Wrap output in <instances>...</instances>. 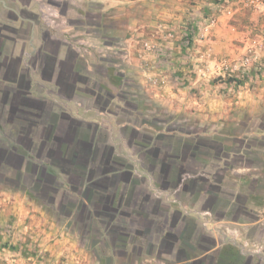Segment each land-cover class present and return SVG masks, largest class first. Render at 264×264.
<instances>
[{
    "label": "rangeland",
    "instance_id": "374dc122",
    "mask_svg": "<svg viewBox=\"0 0 264 264\" xmlns=\"http://www.w3.org/2000/svg\"><path fill=\"white\" fill-rule=\"evenodd\" d=\"M198 1L199 3L201 1L216 3L219 0H187V4L194 6ZM215 15H218L219 19L221 13L216 12ZM206 17L202 15L203 23ZM87 21L91 24L99 20L97 16L90 14L87 16ZM199 24L198 20L194 19L190 25L191 29H197ZM199 27V30H202L201 24ZM47 28L50 30L48 31ZM45 29L47 47L50 50H56L58 43L61 44L62 36L59 37L57 27L45 25ZM53 30L60 40L49 39ZM189 36L187 34V37ZM184 37L181 47H193L190 40ZM168 38L172 40L173 37ZM145 42L152 44L156 42L146 40L141 49L143 51H136V54L139 53L137 54L138 64L146 69L150 81L156 77L161 79V75H164L167 81L183 86L199 78L200 73L197 74L198 70L195 67L198 61L189 53L185 56L177 53L172 46H170L172 50L170 62L158 63L160 56H157L155 61L147 65L149 59L141 57L146 53ZM248 46L240 57L246 54ZM77 53H79V59L76 62V69L82 73H86L87 61L96 64L92 68L90 86H96L97 82L104 84L106 79L116 83L122 80L129 81L122 71L123 67L120 66L122 65L121 54L107 50L103 43L95 41L89 45L83 44ZM29 61L30 64L36 65H41L43 62L40 56L37 58L33 56L29 58ZM104 62L106 68L100 66ZM209 74L206 77L218 78L219 83L225 81L237 85L236 101L244 100L245 103L230 101L234 95L231 97L228 95L234 91L222 85L216 89L222 95L217 108L211 109L213 108L210 107L211 103H207L210 108L199 110L197 113H191L189 109H178L175 113H166L159 103L148 101V94L139 87L124 86L125 97L129 99L130 106L124 105L126 110L120 112L121 119L128 120L129 126L139 130L140 135L154 132L178 136H174V139L155 140L154 145L161 149L159 155L157 153L149 157L144 156L143 153L139 155L141 164L147 168L142 170L152 175L153 184L157 188H159L157 181L162 177L161 161L165 153L177 152L176 142L179 136L213 137L223 141L228 151L220 152L217 156L215 154L218 151L214 153L205 148L201 149L200 161L195 162L190 159L179 161L178 164L183 163L186 172L195 173H184L182 180L193 175L198 177L197 186L191 191L184 190L183 185L177 186L179 175L171 174V185L167 191L184 203L189 213L183 212L185 219L179 220L171 229L166 228V231L161 233H166L165 242L159 240L161 243L158 244L157 249L164 251L166 254L164 257L169 260L133 262L124 256L110 260V257H118L124 249V244L129 242L136 243L137 246L142 244L145 252L150 251L151 246L148 243L155 235H159L162 227L164 228L163 218L157 217L159 220L154 223L146 220L137 221L135 220L137 215L132 213L131 217L119 216L117 221L111 224L120 229H112L111 225H107L108 230L103 228V231H99L96 223L87 221L85 214L81 211L68 216L67 212L71 208L70 200L64 201L63 190H59L58 193L50 191L47 194L35 181L36 176L31 174L29 166L19 170L16 165L0 167V264H79L78 261L81 259L83 264H192L188 261H191L190 258L198 253L204 258L202 264H264V92L260 87L264 79V68H251V71L244 75L225 73L219 77L214 72ZM151 83L155 86L163 85L152 81ZM207 84H211V81ZM209 86L211 88V85ZM189 87V91L201 93L196 85ZM138 96L140 101L134 102ZM50 104L54 103L50 102ZM129 134L130 131L126 135L123 133L126 141ZM132 149L134 151L139 149L137 142L132 145ZM153 162L158 164L150 170ZM66 188L69 189L68 186ZM98 188L96 189L98 192H92L93 197L104 192L106 195L108 192L107 189ZM50 195L56 197L54 203L50 202ZM72 195L76 197L74 193ZM103 199L109 200V198ZM83 201L88 204V201ZM62 202L66 208H63ZM92 204L89 206L91 207ZM38 207L45 210L47 215L42 216L36 209ZM127 209L130 210L132 207ZM175 209L174 202L170 218H175L177 215ZM203 210L205 212L201 215ZM67 220L69 229L64 231L58 228L49 229V226H54L50 222L64 223ZM43 225L48 229L42 230L40 227L43 228ZM70 232L77 239L75 256L72 260L66 255L58 258L52 253L49 245L57 240L60 241L58 247L67 250L70 246L68 235ZM169 232L171 233L168 234ZM163 236L160 237L163 238ZM130 248L131 246L128 245V251L131 250ZM214 248L216 250H212Z\"/></svg>",
    "mask_w": 264,
    "mask_h": 264
},
{
    "label": "crops",
    "instance_id": "0c3cea01",
    "mask_svg": "<svg viewBox=\"0 0 264 264\" xmlns=\"http://www.w3.org/2000/svg\"><path fill=\"white\" fill-rule=\"evenodd\" d=\"M215 11L217 7L213 2L199 3L198 1L196 5L189 6L187 0H0V140L4 136L10 138L13 133V124H10L7 119L12 112L13 102H18L19 99L20 107L29 109L27 103L29 97L52 102L73 117L97 125L99 143L113 145L117 156L130 166V169L121 175L120 179L123 181L114 195L118 194L117 198L122 199L121 207L124 209L132 207L127 211L139 215L135 219L137 221L146 220L154 223L159 220L157 217H161L164 219V228L171 229L173 225L170 223V214L173 211L174 202L176 203L175 211L182 215L183 212L184 214L187 212L186 205L167 189L154 186L152 175L142 170L140 156L123 138L122 128L129 124L120 118V112L126 110L124 105L130 106L129 99L125 97L124 86L139 87L148 94V101L159 103L166 113H175L178 109H189L191 113L208 110L210 107L215 109L220 105L222 97L216 89L222 85L234 91L228 97L234 95L230 101L235 102L237 85L232 82L219 83L218 78L201 76L196 71L199 78L191 80L189 84L180 86L177 85L178 83L167 81L163 85L155 86L149 80L146 69L138 64L137 54L139 53L136 54V51L143 49L144 41L154 40L168 48L172 46L174 51L183 56L191 54L193 59L198 61L195 66L197 70L209 68V73H212L213 66L219 60L225 58L235 60L253 40L264 38V7L255 11L243 7L240 3L237 4L234 15L219 12L221 15L218 24L211 34L191 29L190 25L194 19L201 24L202 15L206 17L208 14L216 13ZM90 14L97 16L99 21L90 24L87 21V16ZM45 25L57 27L59 37L62 36L61 44L58 43L56 50H50L47 47L48 42L44 36ZM47 29L50 30V28ZM168 32H171L172 40H169ZM187 34L190 36L187 37ZM59 37H56L54 30L49 35L50 40L55 38L60 40ZM183 37L188 38L193 47H181L184 43ZM107 38L112 41H107ZM95 41L103 43L107 50L121 54L122 65L120 66L123 67L122 71L126 79H129V81L122 80L117 83L108 79L104 84L97 82L98 87L102 85L100 87L102 92L107 93L109 90L108 93L111 94L105 110L95 105V95L85 92L86 85H80L78 90L74 89L70 96H66L58 87L55 73L52 78L46 79L43 75V63L41 65L29 63V58L39 57L44 48L56 53L58 62H61L70 50L77 53L83 44L89 45ZM208 49L215 57L214 61L203 59ZM145 52V56L141 55V57L149 59L147 65L157 59L153 52L146 50ZM104 64L105 62L100 66L106 68ZM95 65L94 62L87 61L85 71L92 73ZM209 81L211 84H207ZM190 85H196L201 93L189 91ZM260 87L264 92V79ZM23 88L26 90L23 91ZM137 98L134 102L140 101L139 96ZM236 102L245 103L244 100ZM207 103H211V106L208 107ZM24 166L28 167L27 162ZM133 181L136 185L130 184ZM107 193L111 191L108 190ZM131 198L132 201L129 202ZM158 201L163 208L155 213L149 208L152 203ZM36 209L42 216L47 215L42 208ZM204 212L203 210L201 215ZM144 213L147 214L143 216ZM68 220L64 223L52 221L50 224L54 226H49V229L58 228L63 231L69 229ZM40 228L48 229L45 225ZM68 235L70 246L67 250L60 249L58 247L60 241L57 240L51 242L49 247L58 258L66 255L72 260L75 256L74 249L77 248V239L71 232ZM163 235V238L155 235L149 241L150 251L145 252L142 244L137 246L136 243L129 242L124 244V249L118 257H110V260H116L120 256L127 257L133 262L169 260L164 257L166 255L164 251L157 249L158 244L161 243L159 240L165 242L166 233ZM128 245L131 246L129 251ZM78 262L83 264L82 259Z\"/></svg>",
    "mask_w": 264,
    "mask_h": 264
},
{
    "label": "trees",
    "instance_id": "16d2710c",
    "mask_svg": "<svg viewBox=\"0 0 264 264\" xmlns=\"http://www.w3.org/2000/svg\"><path fill=\"white\" fill-rule=\"evenodd\" d=\"M57 57L56 53L45 48L40 53L45 78H52L55 73L58 87L66 96H70L74 89L78 90L77 88L80 85H86L85 92L95 95V105L105 110L108 107L107 101L111 97V94L108 93L110 91L107 90V93L102 92L100 90L102 85L99 87L97 84L96 86H90L92 73H82L76 69L79 53L70 50L67 57L61 62H58ZM22 90L26 89L23 88ZM18 102H13L12 112L7 118L8 122L13 124V133H11L10 138L4 136L0 140V167L7 168L17 165L20 170L27 162L31 174L36 176L37 180L35 181L44 192L49 194L50 191L58 193L59 190H63L64 201L66 199L70 200L71 208L67 212L68 216H72L76 211H81L85 214L87 221L96 223L99 231L108 230L106 226L114 224L119 216L128 217L131 215L132 212L130 213L127 209L121 207L122 201L120 200L122 199L117 198L118 194L114 196L116 189L123 181L120 179L121 175H124V172L130 169V166L117 156L113 145L99 143L97 139L99 127L73 117L64 109L50 104L47 100H35L29 97L27 99L29 109L20 107ZM124 121L128 122V120ZM122 130L124 135L130 131L128 136L130 146L135 142L139 145V149L136 151L138 155L143 153L144 156L148 157L161 153V149L154 145L155 140L174 139V136H176L165 133L155 134L154 132L140 135L139 130L129 125L124 126ZM177 140V152L165 153V157L161 161L160 171L162 177L159 178L157 183L159 188L167 189L171 185V174L176 173V175H179L177 186L183 185L184 190L191 191L197 186L198 177L189 175L190 177L182 180L184 173H195L186 172L183 163L178 164L179 161L187 159L195 162L200 161L202 159L200 158L201 149L205 148L210 152L214 151V153L218 151L215 154L217 156L220 152L227 153L228 151L225 149L223 141L213 137L179 136ZM157 164L158 162H153L150 170H153V166ZM141 167L143 170L147 169L143 165ZM135 183L133 181L130 184L136 185ZM67 186L69 189L66 188ZM98 187L110 190L111 193H106V195L101 193L93 197L92 192L99 189ZM50 197V202L54 203L56 197L54 195H50ZM103 198H109V200L104 201ZM83 200L88 201V204ZM130 201H132V198ZM91 203L93 204L90 207L89 204ZM63 205V208H66V205ZM150 207L149 209L155 213L163 208L159 201L152 203ZM176 212L175 218H170L173 226L179 220L185 219V215ZM146 214L144 213L143 216ZM101 225H105V227ZM110 227L120 229L117 226L111 225ZM163 231L166 230L162 227L161 232H159L160 236L163 235L161 234ZM190 259L191 261L188 262L192 264H202L204 258L200 257L198 253Z\"/></svg>",
    "mask_w": 264,
    "mask_h": 264
},
{
    "label": "built area",
    "instance_id": "2783aa9c",
    "mask_svg": "<svg viewBox=\"0 0 264 264\" xmlns=\"http://www.w3.org/2000/svg\"><path fill=\"white\" fill-rule=\"evenodd\" d=\"M238 3H240L245 8H249L255 11H258L262 7H264V0H219L215 3L217 7V11L215 12H223L230 16L234 15ZM204 20V23H201V31L207 34H211V31L219 21L218 15H215L214 13L204 18ZM198 27L196 30H199L200 27ZM169 37H172L171 33H169ZM144 47L147 52H153L154 54H156V56H160V61H158V63H167L172 60V52L170 47H162V45H160L159 43L152 44L150 42H145ZM203 59L212 61L215 60V57L212 55L210 49H208L207 52L204 53ZM229 60H219L218 63L213 66V72L220 77L222 75H225V73L229 75L231 73H239L244 75L248 74L251 71V68H264V38L262 40H253L248 46L245 55L235 60ZM198 72L201 76H207L206 73H209L210 69L198 68ZM151 81L156 84H164L167 80L164 75H161V79L156 77L154 79H151Z\"/></svg>",
    "mask_w": 264,
    "mask_h": 264
}]
</instances>
